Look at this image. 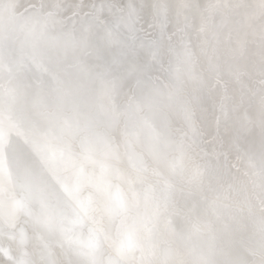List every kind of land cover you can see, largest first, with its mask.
<instances>
[{
  "label": "snow or ice",
  "instance_id": "6c2138e0",
  "mask_svg": "<svg viewBox=\"0 0 264 264\" xmlns=\"http://www.w3.org/2000/svg\"><path fill=\"white\" fill-rule=\"evenodd\" d=\"M21 7L9 0L0 11V96L47 130L29 139L0 111V214L24 208L8 163L13 134L52 175L64 207L34 216L43 233L35 258L9 255L25 248L24 232H0V253L12 264H264V0L250 17L262 21L253 57L229 0ZM8 36L19 42L14 60ZM253 132L260 167L249 157V196L237 174ZM197 209L178 232L173 217L191 220Z\"/></svg>",
  "mask_w": 264,
  "mask_h": 264
},
{
  "label": "bare ground",
  "instance_id": "6f19581e",
  "mask_svg": "<svg viewBox=\"0 0 264 264\" xmlns=\"http://www.w3.org/2000/svg\"><path fill=\"white\" fill-rule=\"evenodd\" d=\"M0 1V11H3L6 9L9 0ZM180 2L181 0L179 3ZM202 2L204 6L206 0H203ZM229 2L233 6H238L234 7L232 16L237 22V26L241 32L247 30V51L249 56L253 57V54L257 49V42L252 36V31L258 30L261 27L262 21L259 18L252 20L250 17H252L253 14H257L258 16L261 0H229ZM35 3H37V1ZM248 25H251V28L246 29V26ZM3 43L12 52V59L14 60L16 50L19 47V42L14 36H8ZM0 111L6 116H9L29 139H35L40 133L47 130V125L39 122L38 118L28 111L26 106L19 101L11 102L5 97L0 96ZM250 111L254 112V105L250 106ZM204 127L206 138H212L213 131L209 120L204 121ZM230 134V132L222 133L225 138L230 136ZM10 144L11 147L8 150V163L14 185V197L24 205V208L19 211L15 217L0 214V232L5 234L13 232L17 235L24 232L28 238L25 248L16 249L14 246V250L10 251L9 255L13 259L19 260L23 258V251L26 250L33 256V258H35V251L39 244L37 235H43V233L35 227L33 218L42 213L55 214L57 211L63 209V196L52 175H50L41 164L38 155L33 152L28 144L24 143V140L21 137L14 134L11 135ZM248 144L251 145V149L245 158L239 162L238 166L240 168V173L237 175L239 179L244 182L247 194L253 196L256 194L257 190H254L252 184L249 183V178L243 176L242 173L247 171L251 174L252 172V169L247 167L249 157L256 163L257 169L260 167L259 153L256 150L260 147V140L255 132L249 135ZM146 160L151 164V159L149 157L146 156ZM215 194V191L208 193L209 197H212ZM244 194V191L238 193L240 196H243ZM42 196L47 198V207L42 206ZM198 215L199 209L192 214L191 220L173 217V225L178 232H187ZM8 243L7 235H5L4 246L7 247ZM192 246L196 247L198 251H202L206 247V242L203 240H194ZM0 264H12V260H9L0 253Z\"/></svg>",
  "mask_w": 264,
  "mask_h": 264
},
{
  "label": "water",
  "instance_id": "95a60500",
  "mask_svg": "<svg viewBox=\"0 0 264 264\" xmlns=\"http://www.w3.org/2000/svg\"><path fill=\"white\" fill-rule=\"evenodd\" d=\"M38 2V0H19L20 5L22 6L21 9H17V11L22 10L23 7H28V5H31L32 3ZM180 0H165V2L170 6V8L174 9L177 4H179ZM203 0H199V4L201 5V7H203ZM1 3V1H0ZM148 10L145 9L144 12V19H145V27L147 26V19H148Z\"/></svg>",
  "mask_w": 264,
  "mask_h": 264
}]
</instances>
